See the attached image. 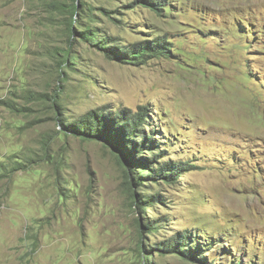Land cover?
<instances>
[{
  "label": "rangeland",
  "instance_id": "obj_1",
  "mask_svg": "<svg viewBox=\"0 0 264 264\" xmlns=\"http://www.w3.org/2000/svg\"><path fill=\"white\" fill-rule=\"evenodd\" d=\"M81 1L115 46L167 38L170 53L122 64L76 28L80 72L62 82L71 34L54 3L70 0H0V264H264V0H154L161 15ZM37 93H58L70 119L147 107L139 130L157 142L132 156L162 151L149 168L184 164L185 177L157 184L136 159L130 173L105 139L66 134ZM131 189L161 203L141 212ZM188 234L190 259L164 250Z\"/></svg>",
  "mask_w": 264,
  "mask_h": 264
},
{
  "label": "trees",
  "instance_id": "obj_2",
  "mask_svg": "<svg viewBox=\"0 0 264 264\" xmlns=\"http://www.w3.org/2000/svg\"><path fill=\"white\" fill-rule=\"evenodd\" d=\"M57 8L62 9L65 13L68 14L67 24L69 25L70 32V46L65 48H60L57 54L61 57L59 60V68L61 73L59 74L60 81L67 80L69 73L71 71L80 72V62L78 61L81 56L74 55L73 51V42L74 33H76V28L80 30L81 40L89 44L91 47L103 52L107 58L110 60H116L122 64L128 65H140L146 63L148 59L151 58H161L168 57L170 53V48L168 47L169 41L167 38H152L151 40H141L138 43L125 46H116L114 45L115 41L112 38H109L107 35L101 34L102 28H96V25L99 23L93 16V11L96 7L88 4V2H83L81 0H70V2L64 3L63 5L54 3ZM61 6V7H60ZM129 6L133 9L142 7L148 8L152 11L161 15L162 11L166 6L161 2H155L154 0H133ZM105 14L110 18H115L110 15L112 10L106 11L103 8H100ZM89 11V13H87ZM91 65L87 63L86 68H83L86 77H90L88 73V66ZM62 88V84L60 86ZM35 96L39 97V100H48L53 103L55 108L56 118L59 122L60 127L63 128L66 134H70L84 140L99 139L107 141V145L112 149V152L115 153L117 160L125 166L129 164V171L132 173V169L136 168L134 166V158L132 151H137L139 153H146V151H151L157 142L152 138L150 133L148 138L143 136L139 130V127L148 125V118H150L149 111L147 107L140 108V111L137 113H119V114H106L104 110L93 109L87 113L80 114L75 118H66L64 114V106L62 104L61 98L58 93L54 95L37 93ZM82 99V97H80ZM2 105H9L7 101H1ZM141 133V134H140ZM162 151H160V154ZM152 159L147 158H137V162H140V165H146L143 171L147 175L150 181H154L159 184L164 182L167 184H175L177 179L185 177V171L187 170L184 164H174L166 163L163 165L156 164L157 169L149 168V164L153 163L156 160V156L160 157V154H155L150 152ZM143 157V156H140ZM147 160V161H143ZM22 163H17L14 166V170L18 171L24 169ZM132 167V168H131ZM13 170V171H14ZM126 172L127 178L130 173ZM142 172V171H140ZM139 180L142 177H138ZM143 180V179H142ZM131 188V183H130ZM160 186H158V189ZM153 190V188H148ZM138 195L137 198L134 195L133 190L131 189V197L137 207L141 212L151 209L156 204H160L159 194L154 193L151 196L146 195L144 192ZM140 196V198H138ZM157 228L154 226L150 230L151 233L157 232ZM195 238V236H193ZM187 240H190V235L183 236L180 239H170L163 245L164 250L168 253H177L182 255L186 259H190V247L187 244ZM194 241V240H192ZM144 247V249H143ZM188 247L189 249H187ZM161 251V248H157ZM151 251V249H149ZM145 249L144 246H139V252L145 253L149 251ZM147 261L153 262V256H146ZM236 264H241L240 262Z\"/></svg>",
  "mask_w": 264,
  "mask_h": 264
}]
</instances>
